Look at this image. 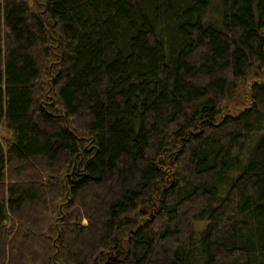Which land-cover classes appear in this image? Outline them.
Instances as JSON below:
<instances>
[{"label":"trees","instance_id":"trees-1","mask_svg":"<svg viewBox=\"0 0 264 264\" xmlns=\"http://www.w3.org/2000/svg\"><path fill=\"white\" fill-rule=\"evenodd\" d=\"M2 130L0 264H264V0H0Z\"/></svg>","mask_w":264,"mask_h":264},{"label":"rangeland","instance_id":"rangeland-1","mask_svg":"<svg viewBox=\"0 0 264 264\" xmlns=\"http://www.w3.org/2000/svg\"><path fill=\"white\" fill-rule=\"evenodd\" d=\"M251 82L252 81L248 82V84H250ZM248 84H246V85H248ZM246 85H244L242 87L241 91L237 94V96L234 98V100L224 107L223 114H234V115H236L241 110H243V108L245 106H248V99L247 98H248L249 89H248V87H245ZM0 137L8 138L9 133L5 130H2V131H0ZM26 227H27L26 224H24L23 230L27 231L26 233H29L31 235V239L34 238V236H38L37 233L28 230ZM198 228H201V226ZM31 241H28V242H31ZM35 244H37V243H35ZM35 244L34 243L30 244L31 250H33V249H35V247H37V245H35ZM16 247H15V249H16ZM27 247H28V245H27Z\"/></svg>","mask_w":264,"mask_h":264}]
</instances>
